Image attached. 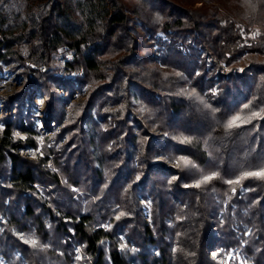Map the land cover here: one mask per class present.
Listing matches in <instances>:
<instances>
[{"label": "trees", "instance_id": "1", "mask_svg": "<svg viewBox=\"0 0 264 264\" xmlns=\"http://www.w3.org/2000/svg\"><path fill=\"white\" fill-rule=\"evenodd\" d=\"M0 64L22 78L1 118V257L264 264V177L246 175L264 171V0H0ZM33 94L37 159L17 152L41 133Z\"/></svg>", "mask_w": 264, "mask_h": 264}, {"label": "rangeland", "instance_id": "2", "mask_svg": "<svg viewBox=\"0 0 264 264\" xmlns=\"http://www.w3.org/2000/svg\"><path fill=\"white\" fill-rule=\"evenodd\" d=\"M217 4L221 5L222 0H214ZM200 2H196L195 5H199ZM247 61L246 56L243 58L238 59L235 62L236 67L241 68L244 63ZM20 67L11 66L10 64H0V132L3 129V123L1 121V118L4 117V115L10 113L14 110L13 105L11 108L5 107L4 97L8 95L9 93L13 92L14 90L18 89L22 85V78L19 76ZM87 87H82L79 89H76L73 93L70 94V98L65 103L66 111L68 112L71 109L72 103L76 101H81L85 97ZM58 93L60 95H66L68 92L65 89H59ZM27 106H29V112H30V118H32L35 121V124L37 127L42 128L41 133L34 136V139L36 141V147L32 146H23L21 148L17 149V152L20 155H23L28 158L37 159L40 155L43 153V140L44 136H50L51 130L44 129L42 125V116H43V106L45 104V97L42 96V94H33L30 95L26 100ZM143 110V107L139 105L136 108V111L140 114ZM52 124L59 129L60 125L54 123L52 121ZM13 137H23L25 134L18 130L17 128L13 129L12 131ZM65 139V138H64ZM64 140L62 141V143ZM170 164H173L172 162H169ZM78 192H83L82 190H79ZM143 217L146 220H150V215L148 212L147 202L143 201ZM0 219L3 220V217L0 215ZM17 234L21 238H25L24 234L21 231H18ZM27 238V237H26ZM29 239V238H28ZM34 237H31V240H34ZM39 249V248H38ZM84 256H82L81 249L79 245H76L71 250V254L69 257V264H78L80 260L83 259ZM53 264H61L57 263L56 261L52 262ZM0 264H11L10 260H7L6 258H3L0 256Z\"/></svg>", "mask_w": 264, "mask_h": 264}, {"label": "snow or ice", "instance_id": "3", "mask_svg": "<svg viewBox=\"0 0 264 264\" xmlns=\"http://www.w3.org/2000/svg\"><path fill=\"white\" fill-rule=\"evenodd\" d=\"M256 115V114H254ZM241 118L239 116L235 117L231 122H229V124L227 125L228 128H232L233 126L236 125V121L240 120ZM247 176H260V177H264V171L261 172H256V173H247ZM205 181L212 179V177H205L204 178ZM228 183H239V181H228ZM199 186V185H197ZM33 244H35V241L32 242Z\"/></svg>", "mask_w": 264, "mask_h": 264}]
</instances>
